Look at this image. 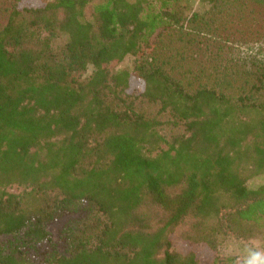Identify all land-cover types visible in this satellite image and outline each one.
I'll return each instance as SVG.
<instances>
[{"label": "trees", "instance_id": "16d2710c", "mask_svg": "<svg viewBox=\"0 0 264 264\" xmlns=\"http://www.w3.org/2000/svg\"><path fill=\"white\" fill-rule=\"evenodd\" d=\"M34 1L0 26V264H199L173 236L212 264H236L229 233L264 248V53L190 67L170 44L264 0ZM68 215L59 250L47 226Z\"/></svg>", "mask_w": 264, "mask_h": 264}, {"label": "rangeland", "instance_id": "374dc122", "mask_svg": "<svg viewBox=\"0 0 264 264\" xmlns=\"http://www.w3.org/2000/svg\"><path fill=\"white\" fill-rule=\"evenodd\" d=\"M34 3H39V0H35ZM12 4L13 0H0V26L6 22ZM189 4V10L199 14H205L211 9V6L197 0H190ZM229 8V6L220 5L219 10L216 11L220 15H213V24L209 28L201 25L203 21L208 25L209 20L207 22L206 19H203L196 26H191L192 29L183 30L179 34V40L175 39V36L170 39V44L175 46L180 53H184L187 59L196 60L189 61L190 67L199 65V60L202 59L201 61L206 62L207 65L220 64L227 68L236 69L240 66V62L249 60L246 57L247 54L264 53V5L258 2H249L248 4L236 5L232 9ZM63 42V37L57 41L58 45ZM137 64L136 58L128 57L118 68L134 71ZM261 183H264V176L256 177L250 180L248 184L254 188ZM22 190L18 185L9 188V192L16 194L21 193ZM69 218V215L61 216L47 226L52 241L59 250H62L63 229L66 227ZM16 240L12 236L0 237V255L10 252ZM173 244L182 252L195 251L200 259L199 264H212V252L206 247L193 246L178 236H173ZM45 248L42 247L38 251L39 256L44 254ZM220 255L221 257H235L236 264H247L250 259L255 261L262 259L264 248L260 240H244L229 233L222 243Z\"/></svg>", "mask_w": 264, "mask_h": 264}, {"label": "clouds", "instance_id": "9594fccd", "mask_svg": "<svg viewBox=\"0 0 264 264\" xmlns=\"http://www.w3.org/2000/svg\"><path fill=\"white\" fill-rule=\"evenodd\" d=\"M247 264H258V262L255 261V260L250 259V260L247 262Z\"/></svg>", "mask_w": 264, "mask_h": 264}]
</instances>
